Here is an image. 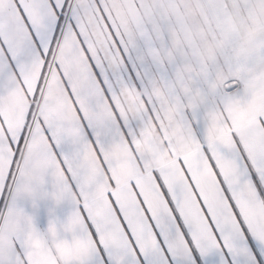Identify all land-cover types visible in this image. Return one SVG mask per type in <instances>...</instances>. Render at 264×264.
<instances>
[{"label": "snow or ice", "instance_id": "1", "mask_svg": "<svg viewBox=\"0 0 264 264\" xmlns=\"http://www.w3.org/2000/svg\"><path fill=\"white\" fill-rule=\"evenodd\" d=\"M0 264H264V0H0Z\"/></svg>", "mask_w": 264, "mask_h": 264}]
</instances>
